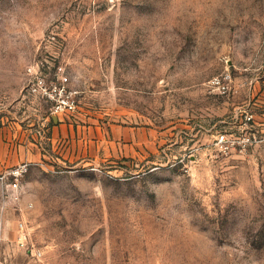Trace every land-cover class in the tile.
<instances>
[{"label":"rangeland","instance_id":"obj_1","mask_svg":"<svg viewBox=\"0 0 264 264\" xmlns=\"http://www.w3.org/2000/svg\"><path fill=\"white\" fill-rule=\"evenodd\" d=\"M0 264H264V0H0Z\"/></svg>","mask_w":264,"mask_h":264},{"label":"built area","instance_id":"obj_2","mask_svg":"<svg viewBox=\"0 0 264 264\" xmlns=\"http://www.w3.org/2000/svg\"><path fill=\"white\" fill-rule=\"evenodd\" d=\"M230 82L231 76L228 72L216 76L212 80V84L221 89L222 92H226L229 89ZM27 92L30 96L37 97L49 105V117L73 113L76 110V102L74 99L76 92L70 91L67 88V77L64 75V70L61 66L55 69L52 77L43 73L40 67H38V71L32 74V78L27 85ZM251 118L250 115H245L246 121H250ZM221 139H223L222 136ZM27 168L28 164L22 163L6 173V176L10 177L11 180L5 184L6 191H16L18 189V180L27 171ZM6 176L1 177L2 182L5 181ZM17 234L19 243L26 246L28 233L23 221L17 224ZM39 255L38 252L34 253V256L39 257Z\"/></svg>","mask_w":264,"mask_h":264},{"label":"crops","instance_id":"obj_3","mask_svg":"<svg viewBox=\"0 0 264 264\" xmlns=\"http://www.w3.org/2000/svg\"><path fill=\"white\" fill-rule=\"evenodd\" d=\"M68 87H69V86H68V84H67V88H68ZM58 118H59V121H61V115H59ZM48 139H49V141L52 142L53 147H55L54 145H55V143H56V141H57V137H55L54 135H52V137H51V138H48ZM62 159L64 160V159H66V158L63 157ZM70 161H71V159H70Z\"/></svg>","mask_w":264,"mask_h":264},{"label":"water","instance_id":"obj_4","mask_svg":"<svg viewBox=\"0 0 264 264\" xmlns=\"http://www.w3.org/2000/svg\"><path fill=\"white\" fill-rule=\"evenodd\" d=\"M52 120H53V122H56V118L55 117H53Z\"/></svg>","mask_w":264,"mask_h":264}]
</instances>
